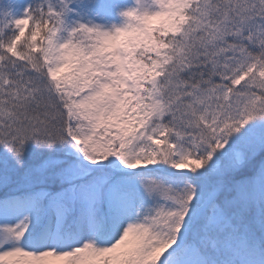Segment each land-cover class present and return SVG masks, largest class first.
Here are the masks:
<instances>
[{
    "label": "snow or ice",
    "instance_id": "6c2138e0",
    "mask_svg": "<svg viewBox=\"0 0 264 264\" xmlns=\"http://www.w3.org/2000/svg\"><path fill=\"white\" fill-rule=\"evenodd\" d=\"M0 264H264V0H0Z\"/></svg>",
    "mask_w": 264,
    "mask_h": 264
}]
</instances>
